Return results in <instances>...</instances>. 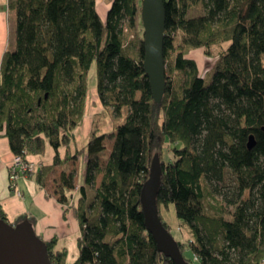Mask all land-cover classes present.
Listing matches in <instances>:
<instances>
[{
	"label": "trees",
	"instance_id": "trees-1",
	"mask_svg": "<svg viewBox=\"0 0 264 264\" xmlns=\"http://www.w3.org/2000/svg\"><path fill=\"white\" fill-rule=\"evenodd\" d=\"M142 1L114 0L103 21L97 0H9L17 49L0 63V131L13 154L28 160L46 157L51 147L52 161L27 174L45 188L51 172L84 151L74 131L83 123L96 65L98 98L116 117L127 109L128 119L113 133L94 131L89 141L86 177L72 207L82 231L73 264H175L158 251L141 206L155 156L163 172L159 215L174 204L188 227L189 242L178 241L184 259L263 264L264 0H165L161 103L144 72ZM195 7L204 14L188 17ZM139 19L135 58L127 33ZM214 46L223 51L203 76L190 54L205 49L211 58ZM107 140L114 146L103 168ZM77 173L62 174L63 205L77 188ZM0 220L10 223L3 212ZM44 243L51 264H68L66 249Z\"/></svg>",
	"mask_w": 264,
	"mask_h": 264
},
{
	"label": "water",
	"instance_id": "water-1",
	"mask_svg": "<svg viewBox=\"0 0 264 264\" xmlns=\"http://www.w3.org/2000/svg\"><path fill=\"white\" fill-rule=\"evenodd\" d=\"M141 15L144 24V72L151 84L155 102L161 103L166 92L164 45L166 32L165 0H143ZM248 146L255 147L251 136ZM148 181L141 192L145 227L156 242L158 251L175 264H190L184 259L179 243L165 227L159 215L158 197L163 176L159 156L153 158ZM0 264H51L46 244L29 223L13 226L0 220Z\"/></svg>",
	"mask_w": 264,
	"mask_h": 264
},
{
	"label": "crops",
	"instance_id": "crops-1",
	"mask_svg": "<svg viewBox=\"0 0 264 264\" xmlns=\"http://www.w3.org/2000/svg\"><path fill=\"white\" fill-rule=\"evenodd\" d=\"M8 2L9 0H0V63L5 53L10 51L9 45L13 38L12 14L10 13L12 10L9 8ZM113 2L114 0H97V10L103 21L107 19ZM80 127L75 130V142ZM89 134V129H85L83 135L81 133L80 135L78 134V141L80 142L83 136L88 138ZM78 145L79 150H85ZM49 155H52L51 152H49ZM14 158L15 155L11 151L8 138L4 135V132L0 131V213L3 212L10 223H29L44 242L50 243L55 240L58 249H66L67 253H69L67 263L73 264L80 255L78 240L82 234L80 222L77 220L74 209L67 210L65 205L59 202L58 196L54 192H49V180L46 187L42 188L35 178L28 175L22 176L17 182V190H13L9 179L8 167ZM87 158L84 160L85 166ZM31 159L44 162L45 164L51 161L49 156L46 160L42 159V157H33ZM74 164L78 165V167ZM82 167L83 163L81 164L80 159L70 161L68 165L61 166L60 180L63 173L69 175L73 170L77 169L76 185L78 184L79 188L77 190L79 191L84 184V181L82 182L79 176ZM71 194H75V192L68 193V198Z\"/></svg>",
	"mask_w": 264,
	"mask_h": 264
},
{
	"label": "rangeland",
	"instance_id": "rangeland-1",
	"mask_svg": "<svg viewBox=\"0 0 264 264\" xmlns=\"http://www.w3.org/2000/svg\"><path fill=\"white\" fill-rule=\"evenodd\" d=\"M10 13L12 14V25H13V28H12L13 38H12V41L10 42V45H9L10 52H11V51H14L17 49V47H16L17 46V36H16L17 14L15 11H10ZM201 14H204V11L202 10L201 7H195L193 9L188 10V12H187L188 17H196V16L201 15ZM141 29H142V25H140V19H139V22L137 24L136 29H134V32H132L133 31L132 30L131 33H127V34L131 35V37H130L131 42L130 43H132L134 41L131 45H129L130 47L128 48V50H130L129 54L131 57L132 56L135 58L138 57L137 51L139 48L137 46L134 48V46L137 44L136 42H139L138 39H139L140 33L142 32ZM141 37H142V35H141ZM228 46L229 45H224L223 48L227 49ZM223 48H221V46H219V47L214 46V47L210 48L211 58H208L206 56L205 49H197V51H194L192 54H190V58L197 61V64L199 66V70L201 71L202 75L205 76L210 72V70L218 62V60H219L218 57H220V54L222 53ZM263 63H264V58H263ZM96 72H97V68H96V65H94L92 67L90 73H89L90 90H89V94L87 96L88 100H87V105H86L85 116L82 120L83 121V123L81 124L82 127H80V129L78 130L77 136H76L77 145L79 144L78 146L80 148L82 147L85 149L81 153V156L79 158L81 164L83 163L82 170L79 172V176L82 179V182L84 181V179L86 177V175H85V167L86 166L84 164V160L88 157V146H89V143H90L89 141L92 137L93 132L95 131L99 136L102 135L103 133H106V134L113 133V131H116L115 129L118 126L123 125L128 119L127 118V116H128V110L127 109H125L123 111L122 116L116 117L113 112H111L108 108H105V106L102 103V101L100 100V98L98 99V96H97L98 95V93H97L98 87H97ZM85 129L86 130L89 129V133H90L89 137L85 138V136H83L79 142L78 141V134L80 135V133H81L83 135L85 132ZM112 146H114V141L107 140L105 153L103 155L102 160L100 161L103 168L107 165V161H108V159L112 153L111 152ZM49 152H51L52 155H49ZM53 153L54 152L52 151V149L50 147L47 156L42 157V159L46 160L49 156L51 161H52V159L54 157ZM170 153H171V150H170ZM30 160L37 163V164H41V165L45 164L44 162H41V161H34L32 159H30ZM74 165H76V164H74ZM76 167H78V165H76ZM75 171L78 172L77 169H75ZM9 172H10V169H8V173ZM60 173H61V166L56 168L48 176L49 177V179H48L49 180V192H51V193L54 192L56 194V196H57V190L61 184ZM102 177H103L102 175H99L96 178L95 183L93 184V186H94L93 191H90V197L93 200L95 198L94 197L95 192L99 188V185L101 183ZM76 183H77V180H76ZM76 183H75V185H76ZM76 187H77L76 190L73 191V192H75V194L69 195V198H70L69 204H64L67 210L68 209L73 210L72 207H74V205L76 204V200H77V197L79 194V191L77 190L79 188L78 184L76 185ZM74 195H75V197H73ZM161 215L163 216V218L161 217L162 220H164L168 224V226L171 227V230H169V231L171 232V235L176 238L177 241L189 242L190 237L188 234V227L185 226L184 224L183 225L181 224V222L178 218V215L176 214V207L174 204H171L169 207H162Z\"/></svg>",
	"mask_w": 264,
	"mask_h": 264
},
{
	"label": "built area",
	"instance_id": "built-area-1",
	"mask_svg": "<svg viewBox=\"0 0 264 264\" xmlns=\"http://www.w3.org/2000/svg\"><path fill=\"white\" fill-rule=\"evenodd\" d=\"M41 164H37L31 160L25 159L23 156H16L13 163L8 167L10 169L9 179H11V186L13 190H17V182L22 176L28 173L37 171Z\"/></svg>",
	"mask_w": 264,
	"mask_h": 264
}]
</instances>
